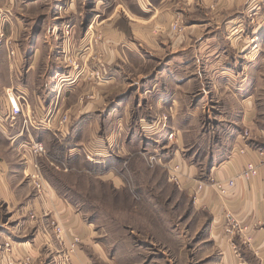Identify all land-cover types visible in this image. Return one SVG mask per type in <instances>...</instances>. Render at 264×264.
Segmentation results:
<instances>
[{
  "label": "rangeland",
  "instance_id": "1",
  "mask_svg": "<svg viewBox=\"0 0 264 264\" xmlns=\"http://www.w3.org/2000/svg\"><path fill=\"white\" fill-rule=\"evenodd\" d=\"M160 9L168 11L167 25ZM74 29L90 31L87 46L95 47L105 32L107 48L118 50L124 44L135 50L124 48L122 60L115 57L110 66L93 67L95 50L70 47ZM198 29L226 30L228 35L237 30L245 40L242 54H232L231 75L218 76L216 81L222 83L213 90V75L203 60L194 57L193 41L181 49L174 45L176 38ZM117 32L120 39L115 43ZM234 45L239 48L241 40ZM1 49L0 65L8 71L0 70V82L10 77L17 93H23L19 84L31 85L25 87L22 103L26 116L33 112L27 105L32 95L54 92L60 76L54 70H72L78 78V87L65 93L69 121L77 126V134L62 142L54 135L42 136L46 154L33 158L42 175L41 189L29 175L35 169L32 161L22 167L26 198L18 199L16 207L0 198V251L5 264H74L82 240L71 235L65 243L64 226L45 212H34V198L40 199L48 186L93 225L94 241L104 244V258L89 251L88 264H260L253 251L240 244L244 233L226 232V210L213 218L200 198L205 188L217 191L211 171L235 146L246 147L244 154H257L258 175L262 171L264 178V136L252 130L253 123L240 124L238 100L240 91L248 92L255 110L264 116V0H233L223 6L218 0H0ZM85 52L89 55L84 61ZM114 69L115 76L109 77L107 72ZM240 84L247 86L240 89ZM177 88L184 93L183 107L177 96L169 104L153 100L162 89L178 95ZM3 93L6 96L3 89L0 96ZM87 104L98 111L92 122L80 112ZM64 116L68 119V114ZM98 150L105 155H98ZM182 160L196 174L182 172ZM176 165L179 184L173 178ZM232 214L241 228L250 230ZM57 225L63 230L59 235ZM74 237L79 242L72 249ZM17 243L28 244L31 251L13 256Z\"/></svg>",
  "mask_w": 264,
  "mask_h": 264
},
{
  "label": "crops",
  "instance_id": "2",
  "mask_svg": "<svg viewBox=\"0 0 264 264\" xmlns=\"http://www.w3.org/2000/svg\"><path fill=\"white\" fill-rule=\"evenodd\" d=\"M72 4L73 3L71 1L70 5ZM230 4H233V0H218L219 6ZM160 11L162 10L160 9ZM162 15L164 16L163 22H165L166 20L168 21V11H162L160 13V16ZM101 22L102 21H100V23ZM165 25H167V22H165ZM219 27L223 26L216 25L215 28ZM225 31H217V29H198L193 32L189 31L186 35L183 36V38H181L182 36L176 38V42L174 43V45H176V48L181 49V46L183 44H190L191 41H193L191 49L194 52V57L197 56V59L203 60L202 63L204 64V66L208 67V71H210V73H212L213 75L210 77V85L212 90L213 88L218 87L219 82L222 83L220 79L216 81L218 76L231 75L230 71L232 69V54L234 53L235 55H241L242 51L244 50V45H242V42L245 40L243 39L242 34L240 32V34H238L237 30H235L231 31V33H229L228 35V33L225 34ZM89 32L90 31H84L83 33H80L78 31L76 32L75 29L71 31V34L69 36L70 47H80V49L82 50V47L88 45V39L85 40V38L88 37ZM93 34L94 32L91 31L90 36H92ZM104 34L105 32L99 36L100 38L96 41L97 43L95 47L93 45H89L87 46V51L85 50L86 52L92 50L96 51V57L94 59L95 61H92L93 67H99L104 64L110 66L111 61L113 62L115 60V57H118L117 59L122 60L121 55H125L124 48L129 51L135 50V48L126 46L124 44H122V47L118 48V50L114 48H107ZM121 35L123 37V34ZM140 36L143 37L144 35ZM144 38L147 39V36H144ZM112 39L116 43L117 39H120L119 33L117 32L116 34H114ZM239 40H241V45L238 48L236 47V45H234V42H237ZM0 51H2V49ZM86 52L84 53L85 56L83 57L84 61L88 59L89 55V53ZM141 54L142 52L140 51L136 55L138 57L141 56ZM58 62L62 65L61 58ZM182 64L183 67L184 65H186V63L184 62ZM187 66L188 65H186V67ZM198 68L199 64L197 66V69ZM7 69L8 68H6L4 65H0V70L8 71ZM173 69L174 68H172V70ZM66 71L67 70L65 69L54 70V73L59 72L60 76L57 77L58 79L55 82V86L53 88L54 92H52L51 95H49L50 92L48 91V93H44V95H32V100H30V102L27 100V105L30 106V108L33 110V112H31L30 110L31 114L27 112V116L19 115L17 121L13 124L2 120V118L0 117V198L8 202V207L18 206L20 203L18 199H23L25 197L23 191H25L24 188L26 184L23 185L25 171L23 168H26L27 165L32 163L33 161L32 157L30 156L28 146V144L30 143V137L42 141L43 144L47 146V142L42 138V136H45L46 134H48L49 136L54 135L62 142V140H65L66 138L69 140V137H74V135H76L78 132L77 126H74L73 124L71 125V121H69V111L71 109H69L67 106V97L65 95V93L70 92L72 91V89L74 90L78 87V83H75V80L78 78L73 77L74 73L72 70H70L68 73H66ZM115 73L116 72L114 69L107 72V75L109 77H112L115 76ZM16 82L18 84V81ZM21 84L19 85L20 87H23L22 92L26 96L27 92L25 91V87H29L31 85L28 82H23V86ZM242 84H240V86ZM230 86L232 87V83L230 84ZM245 86H247V84L241 86L240 89H244ZM14 87L17 88V86H14V81H11L10 77H8L6 81L2 83L0 82V93L2 92V89L7 92ZM226 87L227 85H225V88ZM176 90L177 92H179L178 95H169L166 90L163 91L162 89L160 93L153 98V100H157V103L163 102L169 104L173 101L171 100V102H169V100L172 99V96L174 97L173 99H175V97L177 96V102L182 104L183 107L184 93L183 91H178V88ZM16 92H18V89H16ZM212 93L217 97L216 92V94L214 93V91H212ZM234 96L237 97L238 95L236 94ZM102 97L103 94L100 95V98ZM238 100L241 106V114L239 117L240 124L252 125L253 123L252 130H256L257 135L260 134L264 136V116L263 114L255 110L256 106L254 105V97L248 92L240 91V98H238ZM8 109L9 107L7 104V99L5 94L3 93V95L0 96V114H5ZM80 112L84 114H82L83 117L89 116L90 122L98 118V114H96L98 113L96 107L94 108L89 104H87L84 109L80 110ZM24 113H26V107H23V114ZM63 114H68V119L65 123L60 122ZM21 116L23 117V121L20 119ZM28 118H30L31 120H28ZM32 118H37L38 120H40L42 126L33 127L35 126L34 123L33 126L30 125L28 122L33 121ZM82 129L84 130V127H81V130ZM38 135H40V137H36ZM258 141L260 143L263 142L262 138ZM74 145L75 144H73V146ZM102 145L99 144L98 147L101 146L103 147V149H105ZM239 148H242V146H235L232 149V153L230 154L228 159H226L219 166H215V168L211 171V174H213L217 180L226 182L228 179L234 178L235 184L232 187L228 188L227 193L223 196L215 191V189L211 190L205 188L203 190V195L200 198V202L209 209V211L213 215V218L219 216V214L224 210H228L232 213H235V215L240 220H243V222H247L250 226L248 234L251 236V241L246 245L247 242L243 241L241 237L239 238L240 244L242 246L244 244L246 247H248V249L253 251L260 264H264V178L261 173L262 171H260L259 175L251 179H245L239 175L246 162H255L254 160L257 159V154L254 151H249L248 153L242 155L238 154L237 152ZM70 150H74V147H71ZM97 154L105 155L102 150L100 152L98 150ZM182 162V172H187L189 170V176L196 174V169H193L192 165L188 166L185 160H182ZM16 189L19 190L17 191ZM33 201L34 203H32V206L34 208L35 214H41L45 212L46 214L50 215V218L58 220L64 226V229L66 231L65 243H68L70 241L71 235H77L80 240H82L81 245H79L76 253L72 258V262H74V264H88V262L90 261L88 257L89 251L91 253H94L98 258H104L105 246L103 243L99 244L94 241L93 237L95 236V230L93 229V225L91 223H87L86 220H83L81 214L79 212H76L73 205L64 201V197L60 195V193H58L55 188L49 186L46 187L44 189V195L40 199H38V197L34 198ZM219 221V224H221V219H218V222ZM259 222L261 224L257 225V223L259 224ZM241 245L240 247H242ZM15 246L16 247H14L13 251L14 253L12 254L13 256H17L21 250H24L26 252L31 251V246H29L28 244L26 245V243H17L15 244ZM84 246L87 248H85ZM234 261H236L235 258ZM0 264H5L3 262L2 251H0Z\"/></svg>",
  "mask_w": 264,
  "mask_h": 264
},
{
  "label": "built area",
  "instance_id": "3",
  "mask_svg": "<svg viewBox=\"0 0 264 264\" xmlns=\"http://www.w3.org/2000/svg\"><path fill=\"white\" fill-rule=\"evenodd\" d=\"M15 54L14 50L9 51V56H13ZM70 62H72V60H70ZM75 67V66H73ZM6 99H7V104H8V111L5 114H0V117L2 118V120H5L6 122L9 123H14L15 120H17V116L19 115H25V113L23 114V105L22 103L26 100V96L24 93H17L16 91H14L13 89H10V91L6 92ZM28 120H31L30 118H28ZM27 121V120H26ZM67 121V117L64 116L61 118L60 122L61 123H65ZM30 125L33 126V122L30 121L28 122ZM42 126V124L39 122L37 124H35V126L33 127H40ZM244 138V137H243ZM29 146V153L30 156L36 159V157L42 156L46 154V148L44 146V144L40 141H35V140H31L30 143L28 144ZM246 151V147H242L239 148L238 152L242 155L244 154ZM87 159H91L90 156H88L87 154ZM34 162V161H33ZM34 171L32 173H30V178L32 180V182L35 184V186L38 188V190L41 189V178L42 175L37 167V163L34 162ZM258 165L253 162V161H249L246 162L245 165L243 166L241 172L239 173V175L245 179H251L253 177H255L256 175H258ZM173 170L176 172V174L173 176L174 180L176 181V184H179V177L181 175L180 173V167L178 165H176L175 167H173ZM210 181H212L213 186H215L216 190L218 193L220 194H226L228 191V188L232 187L235 184V179L234 178H230L228 179L226 182H223L221 180H214V179H210ZM202 185L199 184L198 185V190L202 189ZM225 223H224V228L226 229V232L228 234L235 235L236 233H244V241L245 242H250L251 241V236L248 234V230L247 228H241V225H239V223L237 222V220L233 217V214L231 213V211L226 210L225 212ZM55 231L57 232V234H61L62 233V228L60 226H56L55 227ZM79 242L78 237H74V242L71 243V248L74 249V246H77Z\"/></svg>",
  "mask_w": 264,
  "mask_h": 264
},
{
  "label": "trees",
  "instance_id": "4",
  "mask_svg": "<svg viewBox=\"0 0 264 264\" xmlns=\"http://www.w3.org/2000/svg\"><path fill=\"white\" fill-rule=\"evenodd\" d=\"M57 149H60L59 147H56ZM64 148V147H63Z\"/></svg>",
  "mask_w": 264,
  "mask_h": 264
}]
</instances>
